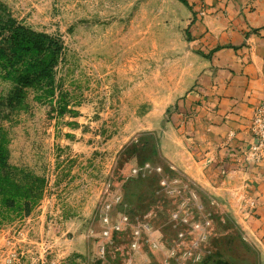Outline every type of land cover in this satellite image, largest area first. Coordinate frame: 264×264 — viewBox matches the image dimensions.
<instances>
[{
  "label": "rangeland",
  "instance_id": "obj_1",
  "mask_svg": "<svg viewBox=\"0 0 264 264\" xmlns=\"http://www.w3.org/2000/svg\"><path fill=\"white\" fill-rule=\"evenodd\" d=\"M2 2L23 25L61 39L65 52L54 92L28 90L16 109L3 107L11 85L0 79L9 172L34 199L30 215L0 218V264H165L184 229L172 220L183 205L192 222L211 223L202 264H264V237L248 222L239 182L217 180L230 188L223 196L170 163L181 143L177 103L203 65L189 7L179 0ZM147 163L162 174H133ZM162 180H178L181 195H168ZM124 216L129 222L117 233Z\"/></svg>",
  "mask_w": 264,
  "mask_h": 264
},
{
  "label": "crops",
  "instance_id": "obj_2",
  "mask_svg": "<svg viewBox=\"0 0 264 264\" xmlns=\"http://www.w3.org/2000/svg\"><path fill=\"white\" fill-rule=\"evenodd\" d=\"M185 1L203 65L177 103L181 143L170 163L189 181H207L223 196L230 188L217 180L238 181L248 222L264 237V161L249 165L244 156L256 143L253 112L264 100V0Z\"/></svg>",
  "mask_w": 264,
  "mask_h": 264
},
{
  "label": "trees",
  "instance_id": "obj_3",
  "mask_svg": "<svg viewBox=\"0 0 264 264\" xmlns=\"http://www.w3.org/2000/svg\"><path fill=\"white\" fill-rule=\"evenodd\" d=\"M64 52L61 39L23 25L0 0V79L11 85L3 107L22 106L31 89L53 93L55 70ZM8 145L0 126V218L4 219L30 215L34 200L31 189L22 188L10 175Z\"/></svg>",
  "mask_w": 264,
  "mask_h": 264
},
{
  "label": "built area",
  "instance_id": "obj_4",
  "mask_svg": "<svg viewBox=\"0 0 264 264\" xmlns=\"http://www.w3.org/2000/svg\"><path fill=\"white\" fill-rule=\"evenodd\" d=\"M251 137L256 143H252L251 148L245 153V162L249 165H258L264 161V100L263 102L254 108L252 125H251ZM141 173L149 174H162L161 168H154L151 164L147 163L135 169L134 175ZM161 186L171 197H177L181 195L182 189L181 183L178 180L169 182L167 180L161 181ZM185 205L179 208L172 214V220L177 226H182L184 229L178 236V244L167 255L165 264H202L204 261V249L211 235V223L208 220L195 221L190 220L187 213H184ZM105 225L110 224L108 214L103 218ZM129 219L124 216L120 223L114 226V230L117 233L121 232L122 226L127 224ZM188 228V229H187ZM147 229V228H146ZM104 235L108 236L109 231L105 230ZM140 232L137 230L135 233L136 239L140 237ZM154 247L159 250L158 245ZM132 248L136 250L138 248V241L132 244Z\"/></svg>",
  "mask_w": 264,
  "mask_h": 264
}]
</instances>
